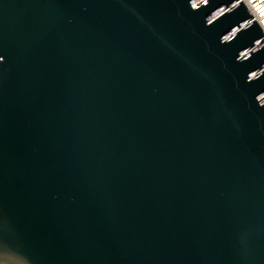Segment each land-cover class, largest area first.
I'll return each mask as SVG.
<instances>
[{
  "label": "water",
  "instance_id": "95a60500",
  "mask_svg": "<svg viewBox=\"0 0 264 264\" xmlns=\"http://www.w3.org/2000/svg\"><path fill=\"white\" fill-rule=\"evenodd\" d=\"M193 1L0 0V264H264V32Z\"/></svg>",
  "mask_w": 264,
  "mask_h": 264
},
{
  "label": "built area",
  "instance_id": "2783aa9c",
  "mask_svg": "<svg viewBox=\"0 0 264 264\" xmlns=\"http://www.w3.org/2000/svg\"><path fill=\"white\" fill-rule=\"evenodd\" d=\"M203 0H194L191 4L192 7L196 6L197 4H199L200 2H202ZM239 1H242L244 3V5L246 6V8L248 9V11L251 13L252 17L250 19H248L247 21H245L244 23H242L240 25V29L243 28L245 25H247L248 23H250L252 20H256V22L258 23V25L261 27V29L264 32V0H236L234 1L230 6H228L226 8V10H228L229 8H231L232 6H234L236 3H238ZM236 31V30H235ZM230 32V34H228L226 37H230L231 35L234 34V32ZM225 37V38H226ZM262 40H259L256 42V44L260 43ZM248 51L244 50L242 53H240L241 56L245 55ZM264 68V66H263ZM259 71H255L253 72L250 77H254L256 73H259Z\"/></svg>",
  "mask_w": 264,
  "mask_h": 264
}]
</instances>
